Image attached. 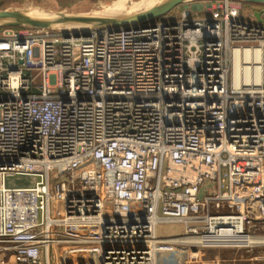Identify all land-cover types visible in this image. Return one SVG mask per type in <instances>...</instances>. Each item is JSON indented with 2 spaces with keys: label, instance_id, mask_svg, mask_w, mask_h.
Listing matches in <instances>:
<instances>
[{
  "label": "built area",
  "instance_id": "1",
  "mask_svg": "<svg viewBox=\"0 0 264 264\" xmlns=\"http://www.w3.org/2000/svg\"><path fill=\"white\" fill-rule=\"evenodd\" d=\"M212 1L145 26L0 33V264H159L180 243L161 224L181 244L264 245L246 243L264 238V23Z\"/></svg>",
  "mask_w": 264,
  "mask_h": 264
},
{
  "label": "rangeland",
  "instance_id": "2",
  "mask_svg": "<svg viewBox=\"0 0 264 264\" xmlns=\"http://www.w3.org/2000/svg\"><path fill=\"white\" fill-rule=\"evenodd\" d=\"M158 1L159 0H0V12L15 11L30 14H64L68 16L94 18H99L100 16V18L111 19L134 15L148 9ZM199 1L213 2L212 0H190L177 5H171L160 12L158 16L142 21L141 23L151 24L168 16H179L185 9H188L189 6ZM235 2L236 1H234L233 4H236ZM241 4L244 5V16L249 19H251L249 15L252 6H259L258 3L241 2ZM128 26H132V24ZM9 28L13 27H8L0 21V33ZM19 28L22 32H25L35 27ZM44 29H52L64 33H83L91 28L74 23L58 22L48 24ZM37 183L38 178L33 175L21 176L19 179H9L7 181V185L11 187H28L36 185ZM260 215L259 212L256 213V220ZM252 232L264 234V231H256L254 228ZM183 233V226L178 224H161L158 226L157 231L158 237L172 239L182 237ZM158 249L159 264H264V245L245 249L193 246L170 242L160 245Z\"/></svg>",
  "mask_w": 264,
  "mask_h": 264
},
{
  "label": "water",
  "instance_id": "3",
  "mask_svg": "<svg viewBox=\"0 0 264 264\" xmlns=\"http://www.w3.org/2000/svg\"><path fill=\"white\" fill-rule=\"evenodd\" d=\"M190 0H159L152 7L136 13L131 16L120 17V18H94V17H76V16H68L64 14H30V13H20L15 11H3L0 12V21L3 22L4 25L13 28L19 27H41L44 28L46 25L51 23L58 22H68L78 24L88 28H99V27H127L129 24L132 25H142L145 26L147 24H142V21L152 19L160 14L164 9L171 5H177L180 3L188 2ZM242 2L249 3H260L264 4V0H237ZM264 12H255L254 16L257 20L264 23V19H262V15ZM141 23V24H136ZM153 24V23H151ZM86 34V33H84ZM75 36L79 34L74 32Z\"/></svg>",
  "mask_w": 264,
  "mask_h": 264
},
{
  "label": "crops",
  "instance_id": "4",
  "mask_svg": "<svg viewBox=\"0 0 264 264\" xmlns=\"http://www.w3.org/2000/svg\"><path fill=\"white\" fill-rule=\"evenodd\" d=\"M234 1H236L235 3L236 4H234V5H236V7H238L239 8V10H240V12H241V14H242V17H243V19L244 20H246V21H248V22H250V23H253V24H260L261 23V21H259V20H257V18L256 17H252L251 16V14L253 13H255V12H257V11H259V12H264V4H260V3H258L259 4V6H252V9H251V11H250V18L251 19H249V18H247L246 16H244V14H243V4H241V2L242 1H237V0H233V3H234ZM212 2H208V1H199V2H197L196 4H192V6H189L188 8L189 9H191L192 11H193V13L195 14V15H200V14H202L203 12H202V8L203 7H207L208 5H210ZM238 3V4H237ZM249 3V2H248ZM257 4V5H258ZM262 19H264V13H263V15H262ZM157 231H158V228H157ZM160 236V235H159ZM162 238H164V237H162Z\"/></svg>",
  "mask_w": 264,
  "mask_h": 264
},
{
  "label": "bare ground",
  "instance_id": "5",
  "mask_svg": "<svg viewBox=\"0 0 264 264\" xmlns=\"http://www.w3.org/2000/svg\"><path fill=\"white\" fill-rule=\"evenodd\" d=\"M153 5H151L150 7H152ZM99 18H100V16H99ZM246 60H248V55H246ZM240 70L241 69H240V65H239V60L236 59L235 60V66H234V75H235L236 81L239 79ZM246 70L248 72V67L246 68ZM233 238H234V236L228 235L226 238H222L223 239L222 241L219 240L220 242H216V243H219V244L223 243V244H227V245H229V244H238L239 242L237 243V240H236L238 237L235 236L236 239H233ZM173 241L174 242H180V243H186V242H188V240L185 237L173 239ZM232 241H235V242H232ZM246 243L249 244V245H252V246L253 245H258V244H264V238H261V237H251L250 239H248L246 241Z\"/></svg>",
  "mask_w": 264,
  "mask_h": 264
}]
</instances>
